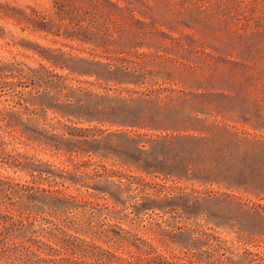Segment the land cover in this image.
Listing matches in <instances>:
<instances>
[{"label":"rangeland","instance_id":"374dc122","mask_svg":"<svg viewBox=\"0 0 264 264\" xmlns=\"http://www.w3.org/2000/svg\"><path fill=\"white\" fill-rule=\"evenodd\" d=\"M31 173L51 234L264 264V0H0V179Z\"/></svg>","mask_w":264,"mask_h":264},{"label":"trees","instance_id":"16d2710c","mask_svg":"<svg viewBox=\"0 0 264 264\" xmlns=\"http://www.w3.org/2000/svg\"><path fill=\"white\" fill-rule=\"evenodd\" d=\"M41 177V173H31L25 183L0 179V264H188L154 254L158 251L152 244L149 250L135 245L140 255L122 256L117 253L119 248H112L118 241L109 244L98 231L63 221L58 231L51 234L36 218L38 213H49L37 200L60 203L67 197L57 194L51 182H39ZM100 233L110 236L106 230ZM51 239L55 240L54 244Z\"/></svg>","mask_w":264,"mask_h":264}]
</instances>
